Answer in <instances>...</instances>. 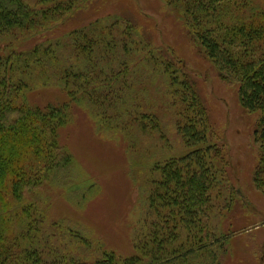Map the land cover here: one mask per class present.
Returning <instances> with one entry per match:
<instances>
[{"label":"trees","instance_id":"trees-1","mask_svg":"<svg viewBox=\"0 0 264 264\" xmlns=\"http://www.w3.org/2000/svg\"><path fill=\"white\" fill-rule=\"evenodd\" d=\"M91 1L0 0V264H218L216 250L228 235L214 232L209 220L221 202L231 206L235 189L225 145L211 140L208 108L181 60L145 39L125 15L98 17L57 33L76 11L89 10ZM167 2L182 11L220 77L238 84L242 106L260 113L253 180L264 192V0ZM42 33L52 34L36 41ZM159 69L179 108L178 131L194 148L152 167L148 207L133 230L134 252L90 258L81 253L86 237L63 220H50L35 193L72 165L59 129L73 105L93 112L97 130H122L134 122L142 132L145 120L156 125L154 116L137 110L141 76ZM49 84L69 99L32 103L28 92Z\"/></svg>","mask_w":264,"mask_h":264},{"label":"rangeland","instance_id":"rangeland-1","mask_svg":"<svg viewBox=\"0 0 264 264\" xmlns=\"http://www.w3.org/2000/svg\"><path fill=\"white\" fill-rule=\"evenodd\" d=\"M90 4L89 10L80 9L67 18L57 33L98 17L125 15L145 39L181 60L208 108L215 133L212 142L225 145L229 182L235 189L231 206L221 202L209 220L214 232L228 235L223 249L216 250L218 264H264V192L253 180L259 162L255 131L260 113L242 106L238 84L220 77L217 66L192 38L182 11L167 0H93ZM51 34H39L36 41ZM160 70L141 76L138 93L137 111L154 116L156 125L145 120L147 129L142 132L134 122L122 130L116 126L97 130L93 112L73 105L70 119L59 129V143L72 156V165L50 177L35 193L50 220H63L86 237L81 253L90 258H99L105 251L124 256L134 252L133 230L148 207L147 180L152 167L194 148L186 145L178 131L179 108L167 76ZM28 98L40 106L69 99L54 84L34 87ZM226 195L231 197L228 190Z\"/></svg>","mask_w":264,"mask_h":264}]
</instances>
